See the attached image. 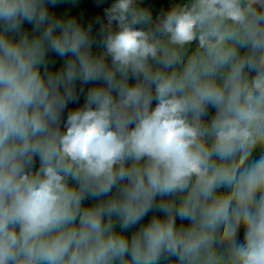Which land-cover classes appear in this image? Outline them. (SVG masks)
Instances as JSON below:
<instances>
[{
    "label": "clouds",
    "instance_id": "9594fccd",
    "mask_svg": "<svg viewBox=\"0 0 264 264\" xmlns=\"http://www.w3.org/2000/svg\"><path fill=\"white\" fill-rule=\"evenodd\" d=\"M0 0V264H264V0Z\"/></svg>",
    "mask_w": 264,
    "mask_h": 264
},
{
    "label": "trees",
    "instance_id": "16d2710c",
    "mask_svg": "<svg viewBox=\"0 0 264 264\" xmlns=\"http://www.w3.org/2000/svg\"><path fill=\"white\" fill-rule=\"evenodd\" d=\"M154 11L160 10L165 7L168 0H148ZM79 7L85 9L88 16L95 15L100 12L99 9L94 7L93 0H80Z\"/></svg>",
    "mask_w": 264,
    "mask_h": 264
}]
</instances>
